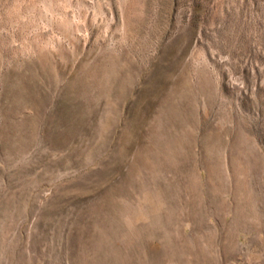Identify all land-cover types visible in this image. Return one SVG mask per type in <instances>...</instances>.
I'll use <instances>...</instances> for the list:
<instances>
[{
	"label": "rangeland",
	"instance_id": "obj_1",
	"mask_svg": "<svg viewBox=\"0 0 264 264\" xmlns=\"http://www.w3.org/2000/svg\"><path fill=\"white\" fill-rule=\"evenodd\" d=\"M0 264H264V0H0Z\"/></svg>",
	"mask_w": 264,
	"mask_h": 264
}]
</instances>
